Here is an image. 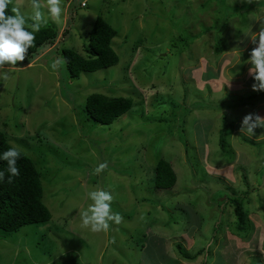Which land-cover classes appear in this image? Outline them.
<instances>
[{
    "label": "rangeland",
    "instance_id": "1",
    "mask_svg": "<svg viewBox=\"0 0 264 264\" xmlns=\"http://www.w3.org/2000/svg\"><path fill=\"white\" fill-rule=\"evenodd\" d=\"M13 6L27 14L31 0ZM62 7L61 24H47L54 45L0 67L8 75L0 79V130L36 164L52 215L17 233L0 230V264H264V129L240 131L245 115L264 117V91L253 90L247 63L255 45L244 36L264 26V0H63ZM96 17L118 32L119 64L73 80L62 51L85 55ZM92 94L134 106L104 126L85 110ZM160 160L177 174L173 189L154 188ZM97 187L111 192L112 211L123 217L108 232L82 227L78 215ZM234 193L250 225L244 234L226 205Z\"/></svg>",
    "mask_w": 264,
    "mask_h": 264
},
{
    "label": "trees",
    "instance_id": "2",
    "mask_svg": "<svg viewBox=\"0 0 264 264\" xmlns=\"http://www.w3.org/2000/svg\"><path fill=\"white\" fill-rule=\"evenodd\" d=\"M8 11L11 13L10 8ZM117 36L118 32L108 20H105L104 17H97L89 33L90 43L84 50L85 55L69 49L62 51L70 78L76 80L85 73H96L118 65L120 58L112 47V42ZM56 37V32L51 25L42 27L40 32L36 34L34 44L28 50L24 61L33 60L43 49L54 45ZM217 50L220 52V47ZM3 67H7V65ZM133 106L134 101L129 98H110L101 94H92L86 100L85 110L94 122L111 126L130 112ZM158 122L163 123L165 121L158 120ZM225 129L222 130L220 139V146L223 151L227 148V142L224 138ZM10 147L12 146L8 138L0 130V153ZM20 153L21 157L17 161L20 175L13 178L11 184L7 183V163L0 161V170H5V180L0 183V230L8 234L17 233L26 226L48 223L52 220L49 209L43 203L44 191L40 172L31 158L21 151ZM153 181L156 190L173 189L177 184V174L172 164L160 160L155 168ZM233 196V198L228 197L226 205L235 209L238 222L236 225L237 232L244 234L250 231V225L243 221L241 199L237 198L236 193ZM177 250L185 260H192L191 256L184 252L182 243L177 244Z\"/></svg>",
    "mask_w": 264,
    "mask_h": 264
},
{
    "label": "clouds",
    "instance_id": "3",
    "mask_svg": "<svg viewBox=\"0 0 264 264\" xmlns=\"http://www.w3.org/2000/svg\"><path fill=\"white\" fill-rule=\"evenodd\" d=\"M252 3L253 0H246ZM11 0H0V67L5 64L15 66L26 58L28 50L33 46L36 34L41 28L46 26L49 21L59 25L62 22L63 0H31L30 13H21L18 7L9 5ZM81 8L86 3L80 5ZM46 9V11H44ZM260 21H264L261 19ZM250 37L255 45L250 52L247 63L251 64L249 74L255 83L252 88L254 91H264V26L260 27L258 32H252ZM60 61H53L51 68L57 69ZM7 73L0 72V79L6 80ZM264 129V117L258 114L249 113L245 115L241 122V133H247L249 136L255 135V129ZM264 135V132H262ZM21 153L16 147H10L0 153V161H6V171L8 173L7 183L11 184L13 178L20 175L17 161ZM107 167V163H100L94 169L98 174ZM5 180V170H0V183ZM87 199L91 201L84 209L78 211L82 227L93 233L108 232L112 224L120 225L123 217L119 212L112 211L113 195L111 192L97 187L86 194Z\"/></svg>",
    "mask_w": 264,
    "mask_h": 264
},
{
    "label": "crops",
    "instance_id": "4",
    "mask_svg": "<svg viewBox=\"0 0 264 264\" xmlns=\"http://www.w3.org/2000/svg\"><path fill=\"white\" fill-rule=\"evenodd\" d=\"M83 2H84V1H83ZM81 3H82V2H81ZM96 18H97V17H96ZM96 18H95V19H96Z\"/></svg>",
    "mask_w": 264,
    "mask_h": 264
}]
</instances>
